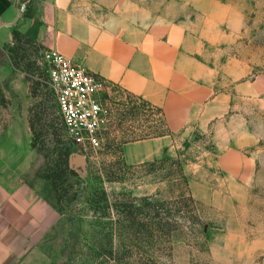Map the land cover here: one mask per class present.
<instances>
[{"label":"rangeland","instance_id":"1","mask_svg":"<svg viewBox=\"0 0 264 264\" xmlns=\"http://www.w3.org/2000/svg\"><path fill=\"white\" fill-rule=\"evenodd\" d=\"M133 1L170 18L189 16L194 28L202 20L174 0ZM224 2L217 50L206 46L204 55L216 63L232 56L248 64L246 79L256 80L259 88L252 94L234 92L228 113L206 130L175 135L174 149L160 157H178L186 183L153 182L146 171L131 174L133 169L116 180L128 165L123 141L154 132L159 118L154 105L123 89L111 90L103 100L109 124L99 146L69 139L47 83L44 49L33 31L16 34L0 64V154H8L0 158V180L10 182L1 173L7 162L22 187L16 193L32 210L40 209L39 221L32 219L25 232L30 246L46 255V264H120L109 254L119 248V239L111 233L108 211H93L91 200L104 192L111 201H128L157 190L165 199L190 193L202 203L194 206L195 213L211 222L195 223L208 239L183 229L157 244L159 264H264V0ZM231 82L224 78L221 90H231L224 89ZM227 150L250 161L247 174L229 175L221 168ZM108 214L117 218L115 210Z\"/></svg>","mask_w":264,"mask_h":264},{"label":"crops","instance_id":"2","mask_svg":"<svg viewBox=\"0 0 264 264\" xmlns=\"http://www.w3.org/2000/svg\"><path fill=\"white\" fill-rule=\"evenodd\" d=\"M174 1L200 15L197 28L189 16L170 18L133 0H0V64L16 34L33 31L42 49H56L161 107L171 133L128 141L122 148L128 164L158 158L174 149L181 130L204 131L228 113L234 92L252 94L259 88L256 80L246 79L248 64L232 56L216 63L204 55L206 46L217 50L228 6L224 0ZM224 78L232 79L224 88L231 90H221ZM249 163L235 150L220 156L229 175L247 174ZM1 173L10 182L0 180V264H46V255L30 246L25 232L41 211L16 193L22 187L14 181L12 165L6 162Z\"/></svg>","mask_w":264,"mask_h":264},{"label":"trees","instance_id":"3","mask_svg":"<svg viewBox=\"0 0 264 264\" xmlns=\"http://www.w3.org/2000/svg\"><path fill=\"white\" fill-rule=\"evenodd\" d=\"M117 89L122 88L111 84V90ZM138 97L143 103H150L142 97ZM155 107L159 113L156 130L150 134L131 137L123 143L171 133L166 125L162 108ZM128 169H133L131 174L146 171L145 175L153 176L152 181L157 183L172 182L175 184L186 183L187 181L182 162L178 157H158L141 163L128 164L123 166L122 173L116 176L118 178L116 180L122 179L123 174L130 171ZM66 170H69L68 166L63 169L64 172ZM58 197H60L59 194ZM196 204L202 205L190 193L187 196L179 195L165 199L157 190L151 194H144L137 199L111 201L103 192V196L99 199L91 200L90 208L96 212L103 211L106 213L108 211L110 213L112 210L116 211L117 218L115 220L108 213L105 214V217L111 224V233L113 236H118L119 239V248L113 252L110 251L109 254L115 256L120 264H159L153 248L161 242H170V238L176 232H181L183 229L192 234L200 232L204 239H208L207 232L203 228L198 231L195 227L196 222L211 225L209 220H204L201 215L195 213L194 206ZM181 218H185L187 224Z\"/></svg>","mask_w":264,"mask_h":264},{"label":"built area","instance_id":"4","mask_svg":"<svg viewBox=\"0 0 264 264\" xmlns=\"http://www.w3.org/2000/svg\"><path fill=\"white\" fill-rule=\"evenodd\" d=\"M44 60L65 135L84 147L99 146L109 124L103 100L111 83L56 49L44 50Z\"/></svg>","mask_w":264,"mask_h":264}]
</instances>
